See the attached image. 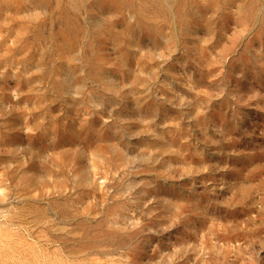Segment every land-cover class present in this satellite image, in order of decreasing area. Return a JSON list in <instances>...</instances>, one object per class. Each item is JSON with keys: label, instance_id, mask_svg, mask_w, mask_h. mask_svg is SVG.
<instances>
[{"label": "rangeland", "instance_id": "rangeland-1", "mask_svg": "<svg viewBox=\"0 0 264 264\" xmlns=\"http://www.w3.org/2000/svg\"><path fill=\"white\" fill-rule=\"evenodd\" d=\"M0 264H264V0H0Z\"/></svg>", "mask_w": 264, "mask_h": 264}]
</instances>
